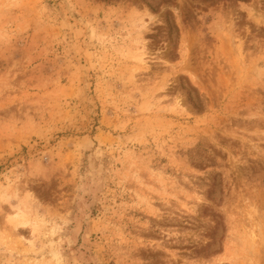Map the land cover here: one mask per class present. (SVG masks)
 Instances as JSON below:
<instances>
[{"label":"rangeland","instance_id":"obj_1","mask_svg":"<svg viewBox=\"0 0 264 264\" xmlns=\"http://www.w3.org/2000/svg\"><path fill=\"white\" fill-rule=\"evenodd\" d=\"M0 264H264V0H0Z\"/></svg>","mask_w":264,"mask_h":264}]
</instances>
